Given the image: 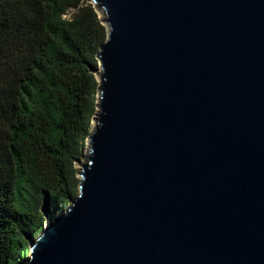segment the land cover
<instances>
[{
  "label": "water",
  "instance_id": "95a60500",
  "mask_svg": "<svg viewBox=\"0 0 264 264\" xmlns=\"http://www.w3.org/2000/svg\"><path fill=\"white\" fill-rule=\"evenodd\" d=\"M91 2L79 193L20 264H264V0Z\"/></svg>",
  "mask_w": 264,
  "mask_h": 264
},
{
  "label": "trees",
  "instance_id": "16d2710c",
  "mask_svg": "<svg viewBox=\"0 0 264 264\" xmlns=\"http://www.w3.org/2000/svg\"><path fill=\"white\" fill-rule=\"evenodd\" d=\"M107 33L85 0H0V264L78 196Z\"/></svg>",
  "mask_w": 264,
  "mask_h": 264
},
{
  "label": "rangeland",
  "instance_id": "374dc122",
  "mask_svg": "<svg viewBox=\"0 0 264 264\" xmlns=\"http://www.w3.org/2000/svg\"><path fill=\"white\" fill-rule=\"evenodd\" d=\"M86 2H88L89 4H92V2H91V0H85ZM94 7V6H93ZM94 9H95V11L97 12V15H98V18L102 21V20H104L103 19V16H102V12L100 11V10H97L95 7H94ZM104 26L106 27V29L108 28L105 24H104ZM99 65V64H98ZM96 74H97V78L99 79V73L98 72H96ZM84 161H85V159H84V157H83V160H82V162L80 163V164H78V169L79 170H81V165L84 163ZM49 221H51V219L50 218H48V221H47V223L49 222Z\"/></svg>",
  "mask_w": 264,
  "mask_h": 264
}]
</instances>
